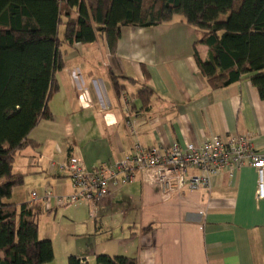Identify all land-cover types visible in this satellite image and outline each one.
<instances>
[{
  "label": "crops",
  "instance_id": "crops-1",
  "mask_svg": "<svg viewBox=\"0 0 264 264\" xmlns=\"http://www.w3.org/2000/svg\"><path fill=\"white\" fill-rule=\"evenodd\" d=\"M197 37L175 15L152 27H122L114 51L102 34L92 43L64 44L59 90L49 101L53 117L41 120L15 155L13 173L24 175L25 200L18 201L16 187L8 201L34 203L33 188L70 194L69 171L54 163L75 155L92 169L120 160L136 142L170 148L245 133L264 154V99L248 77L212 89L196 59ZM196 47L205 60L208 46ZM143 86L154 90L148 107L135 95ZM124 94L135 110H123ZM154 174L138 172L97 204L65 207L71 226L44 236L39 231L53 243L50 263L68 264L71 255L94 263L98 254H109L139 264H264V198H257L253 166L222 172L209 191L186 189L171 197Z\"/></svg>",
  "mask_w": 264,
  "mask_h": 264
},
{
  "label": "trees",
  "instance_id": "trees-1",
  "mask_svg": "<svg viewBox=\"0 0 264 264\" xmlns=\"http://www.w3.org/2000/svg\"><path fill=\"white\" fill-rule=\"evenodd\" d=\"M175 15L195 28L196 59L212 89L248 77L264 99V0H0V264H46L55 257L52 241L39 237L42 205L8 199L24 182L13 173L16 153L41 120L53 117L49 101L65 66L62 46L102 34L114 51L122 27H152ZM198 44L208 46L205 60ZM135 95L148 107L154 90L143 86ZM68 264L139 262L98 254L94 263L71 255Z\"/></svg>",
  "mask_w": 264,
  "mask_h": 264
},
{
  "label": "built area",
  "instance_id": "built-area-1",
  "mask_svg": "<svg viewBox=\"0 0 264 264\" xmlns=\"http://www.w3.org/2000/svg\"><path fill=\"white\" fill-rule=\"evenodd\" d=\"M123 110L130 112L134 99L124 94ZM130 129L133 130L132 124ZM60 170L69 171L73 192L59 195L47 187L44 195L31 193L32 202L45 200L55 205H68L80 201L97 204L105 199L112 187L120 188L133 182L138 172L153 169L154 178L166 196L188 190H211L215 178L222 172L232 174L246 165L253 166L258 174L257 198H264V154L254 146L252 137L245 133L230 137H207L201 143L175 144L170 148L161 145L145 146L134 143L130 152L114 163H100L89 169L78 156L67 162L54 163Z\"/></svg>",
  "mask_w": 264,
  "mask_h": 264
},
{
  "label": "rangeland",
  "instance_id": "rangeland-1",
  "mask_svg": "<svg viewBox=\"0 0 264 264\" xmlns=\"http://www.w3.org/2000/svg\"><path fill=\"white\" fill-rule=\"evenodd\" d=\"M64 30H65V28L62 26L60 28V36L61 37L64 36ZM32 186H33L32 184H29V189ZM24 187H25V184L22 183L20 186H18L15 189V191H18V193H19V194H15L17 196L16 198L18 199L19 202H21L22 200H25L24 198H25V194H26V188H24ZM40 190L41 189L33 188V191H37L39 193V195L43 196L44 192L42 194H40ZM53 190L56 192V194H59V193H57V191L54 188H53ZM59 195H67V194H59ZM37 201H39L43 207V213L40 215V218L38 220L39 221V231H40V234L42 236H44V234H55V233L59 232L60 229H62V228L65 229V228L71 226V223L69 221H71L72 219L70 218L69 213H67L63 210L65 207H67L71 204L58 205L57 215H55V210H54L55 202H53V204H51L45 200H37ZM35 202L36 201H34V203ZM105 233L106 232L102 233V235ZM48 264H51V263L49 262Z\"/></svg>",
  "mask_w": 264,
  "mask_h": 264
}]
</instances>
